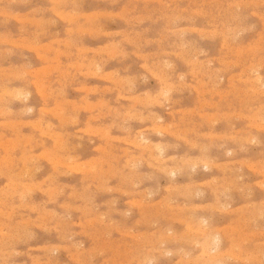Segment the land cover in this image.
I'll use <instances>...</instances> for the list:
<instances>
[{
  "label": "rangeland",
  "instance_id": "374dc122",
  "mask_svg": "<svg viewBox=\"0 0 264 264\" xmlns=\"http://www.w3.org/2000/svg\"><path fill=\"white\" fill-rule=\"evenodd\" d=\"M0 97V264H264V0H0Z\"/></svg>",
  "mask_w": 264,
  "mask_h": 264
},
{
  "label": "bare ground",
  "instance_id": "6f19581e",
  "mask_svg": "<svg viewBox=\"0 0 264 264\" xmlns=\"http://www.w3.org/2000/svg\"><path fill=\"white\" fill-rule=\"evenodd\" d=\"M21 1V0H20ZM153 1V0H152ZM218 2V1H217ZM175 3V2H174ZM168 4V3H167ZM51 8V7H50ZM146 9V8H145ZM79 10V9H78ZM81 11V10H80ZM12 12V11H11ZM97 14V13H96ZM251 14H253V13H251ZM58 16V15H57ZM173 16V15H172ZM59 17V16H58ZM111 17V16H110ZM61 18V17H60ZM52 20V19H51ZM141 20H142V18H141ZM153 20V19H152ZM176 20V19H175ZM139 21V20H138ZM37 22V21H36ZM139 22H141V21H139ZM138 22V23H139ZM41 23H42V20H41ZM40 23V24H41ZM100 23V22H99ZM129 23V22H128ZM37 24H38V22H37ZM39 25V24H38ZM172 27V26H171ZM43 28V27H42ZM193 28V27H192ZM194 29V28H193ZM188 30V29H187ZM83 31V30H82ZM190 31V30H189ZM145 32V31H144ZM83 33V32H82ZM90 33V32H89ZM88 33V34H89ZM148 33V32H147ZM185 33V32H184ZM122 34V33H121ZM146 34V33H145ZM223 35V34H222ZM71 39V38H70ZM202 39V38H201ZM23 40V39H22ZM129 40V39H128ZM133 40V39H132ZM70 41V40H69ZM75 42V41H74ZM112 42V41H111ZM190 44V43H189ZM137 47V46H136ZM140 48V47H139ZM182 48V47H181ZM26 49H27V47H26ZM54 49H56V48H54ZM48 50V49H47ZM105 50H106V48H105ZM5 51V50H4ZM117 51V50H116ZM7 52V51H6ZM81 52H82V50H81ZM195 52V51H194ZM83 53V52H82ZM196 53V52H195ZM113 54V53H112ZM164 54V53H163ZM176 54V53H175ZM115 55V54H114ZM197 55V54H196ZM108 56V55H107ZM110 56V55H109ZM138 56V55H137ZM79 58V57H78ZM94 58V57H93ZM108 58V57H107ZM113 58V57H112ZM141 58V57H140ZM163 58V57H162ZM56 59V58H55ZM82 59V58H81ZM92 61V60H91ZM106 61V60H105ZM89 62V61H88ZM99 62V61H98ZM133 63V62H132ZM153 63V62H152ZM103 64V63H102ZM201 64V63H200ZM229 64V63H228ZM235 64V63H234ZM50 65V64H49ZM47 66V65H46ZM144 66V65H143ZM142 66V67H143ZM4 67V66H3ZM22 67V66H21ZM57 67V66H56ZM95 67V66H94ZM124 67V66H123ZM174 67V66H173ZM248 67V66H247ZM105 68V67H104ZM229 68V67H228ZM232 68V67H231ZM96 69H97V67H96ZM233 69V68H232ZM241 69V68H240ZM247 69V68H246ZM259 69V68H258ZM99 70H100V67H99ZM96 71V70H95ZM98 71V70H97ZM113 71V70H112ZM226 71V70H225ZM251 71V70H250ZM258 71V70H257ZM107 72H105V74H106ZM113 73V72H112ZM128 73V72H127ZM19 74V73H18ZM194 74V73H193ZM206 74V73H205ZM142 75H144L143 73H142ZM182 75H184V74H182ZM4 76V75H3ZM17 76V75H16ZM21 76V75H20ZM106 76V78L108 77L107 75H105ZM111 76V75H110ZM178 76V75H177ZM202 76V75H201ZM205 77V76H204ZM4 78H6V77H4ZM85 78V77H84ZM114 78V77H113ZM130 78V77H129ZM59 79V78H58ZM78 79V78H77ZM185 79V78H184ZM221 79V78H220ZM245 79H247V78H245ZM49 80V79H48ZM241 80V79H240ZM242 80H244L243 78H242ZM248 81V80H247ZM260 81V80H259ZM58 82V81H57ZM130 83V82H129ZM120 84V83H119ZM125 84V83H124ZM134 85V84H133ZM235 85V84H234ZM94 86V85H93ZM167 86V85H166ZM217 86V85H216ZM256 86V85H255ZM46 87V86H45ZM48 87V86H47ZM162 88V87H161ZM259 88V87H258ZM5 89V88H4ZM90 89V88H89ZM163 89H166V88H163ZM195 89V88H194ZM78 90H80V89H78ZM182 90V89H181ZM220 90V89H219ZM251 90V89H250ZM19 91V90H18ZM25 91V90H24ZM88 91V90H87ZM110 91V90H109ZM109 91H107V92H109ZM50 92V91H49ZM85 92H86V90H85ZM91 92H93V91H91ZM180 92V91H179ZM231 92H232V90H231ZM255 92V91H254ZM30 93V92H29ZM38 93V92H37ZM48 93V92H47ZM52 93V92H51ZM234 93V92H233ZM10 94V93H9ZM23 94H24V92H23ZM57 94V93H56ZM118 94V93H117ZM161 94V93H160ZM21 95V94H20ZM43 95V94H42ZM45 95V94H44ZM85 95V94H84ZM163 95V94H162ZM224 95V94H223ZM121 96V95H120ZM154 96V95H153ZM247 96V95H246ZM124 97V96H123ZM165 97V96H164ZM1 98V97H0ZM82 98V97H81ZM177 98V97H176ZM245 98V97H244ZM247 98V97H246ZM18 99H19V97H18ZM46 99V98H45ZM126 99V98H125ZM136 99V98H135ZM138 99V98H137ZM136 99V100H137ZM141 99V98H140ZM140 99H138V100H140ZM165 99V98H164ZM1 100V99H0ZM132 100V99H131ZM155 100V99H154ZM2 101V100H1ZM146 101V100H145ZM159 101V100H158ZM242 101V100H241ZM149 102V101H148ZM160 102V101H159ZM177 102V101H176ZM101 103V102H100ZM137 103V102H136ZM154 103V102H153ZM156 103H158V102H156ZM10 104V103H9ZM149 104V103H148ZM202 104V103H201ZM88 105V104H87ZM105 105V104H104ZM243 105V104H242ZM248 105V104H247ZM121 106V105H120ZM154 106V105H153ZM174 106V105H173ZM201 106V105H200ZM214 106V105H213ZM81 107V106H80ZM79 107V108H80ZM134 107V106H133ZM141 107V106H140ZM30 108V107H29ZM78 108V109H79ZM73 109V108H72ZM8 110V109H7ZM26 110V109H25ZM134 110V109H133ZM177 110V109H176ZM9 111V110H8ZM44 111H46V110H44ZM74 111V110H73ZM181 111V110H180ZM256 111H258V110H256ZM264 111V110H263ZM117 112V111H116ZM182 112V111H181ZM190 112V111H189ZM188 112V113H189ZM193 112V111H192ZM243 112V111H242ZM137 113V112H136ZM199 114V113H198ZM235 114V113H234ZM103 115V114H102ZM205 115V114H204ZM210 115V114H209ZM211 115H213V114H211ZM236 115V114H235ZM254 115V114H253ZM147 116V115H146ZM145 116V117H146ZM203 116V115H202ZM244 116V115H243ZM53 117V116H52ZM225 117V116H224ZM75 118H77V117H75ZM182 118H183V116H182ZM200 118V117H199ZM209 118V117H208ZM258 118V117H257ZM129 119V118H128ZM185 119V118H184ZM65 120H67V119H65ZM90 120V119H89ZM117 120H118V118H117ZM120 120V119H119ZM139 120V119H138ZM114 121V120H113ZM124 121V120H123ZM126 121H127V119H126ZM68 122V121H67ZM121 122V121H120ZM171 122V121H170ZM173 122V121H172ZM194 123V122H193ZM60 124V123H59ZM118 124V123H117ZM122 124V123H121ZM229 124V123H228ZM98 125V124H97ZM102 125V124H101ZM112 125V124H111ZM125 125V124H124ZM230 125V124H229ZM19 126V125H18ZM170 126V125H169ZM180 126V125H179ZM260 126V125H259ZM17 127V126H16ZM109 127V126H108ZM131 127V126H130ZM229 127V126H228ZM257 127V126H256ZM22 128V127H21ZM146 128V127H145ZM258 128V127H257ZM250 129V128H249ZM155 130V129H154ZM191 130V129H190ZM52 131V130H51ZM250 131V130H249ZM71 132V131H70ZM90 132H91V130H90ZM156 132H157V129H156ZM190 132V131H189ZM108 133V132H107ZM51 134H53V133H51ZM57 134H59V133H57ZM151 134V133H150ZM188 134V133H187ZM197 134V133H196ZM198 135V134H197ZM2 136V135H1ZM55 136V135H54ZM146 136V135H145ZM190 136V135H189ZM258 136V135H257ZM227 137V136H226ZM56 138V137H55ZM69 138V137H68ZM231 138V137H230ZM13 139V138H12ZM20 139V138H19ZM80 139V138H79ZM86 139V138H85ZM6 140H8V139H6ZM5 140V141H6ZM27 140V139H26ZM62 140V139H61ZM84 140V139H83ZM88 140V139H87ZM124 140V139H123ZM227 140V139H226ZM233 140V139H232ZM251 140V139H250ZM254 140V139H253ZM259 140V139H258ZM11 141V140H10ZM243 141V140H242ZM7 142V141H6ZM108 142V141H107ZM189 142V141H188ZM225 142V141H224ZM18 143H20V142H18ZM128 143H129V141H128ZM174 143V142H173ZM186 143V142H185ZM62 144V143H61ZM117 144V143H116ZM149 145V144H148ZM9 146V145H8ZM54 146V145H53ZM7 147V146H6ZM10 147V146H9ZM55 147V146H54ZM58 147H60V146H58ZM160 147H162V146H160ZM240 147H241V145H240ZM246 147V146H245ZM13 148V147H12ZM80 148V147H79ZM108 148V147H107ZM164 148V147H163ZM217 148V147H216ZM242 148H243V146H242ZM153 149V148H152ZM156 148H154V150H155ZM101 150V149H100ZM107 150V149H106ZM229 150H231V149H229ZM243 150V149H242ZM7 151V150H6ZM99 151V150H98ZM206 152V151H205ZM230 152V151H229ZM113 153V152H112ZM160 153V152H159ZM162 153V152H161ZM31 155V154H30ZM231 155V154H230ZM219 156V155H218ZM232 156V155H231ZM15 157V156H14ZM28 157V156H27ZM67 157V156H66ZM230 157V156H229ZM250 157V156H249ZM248 157V158H249ZM153 159V158H152ZM173 159V158H172ZM136 160V159H135ZM156 161V160H155ZM158 161V160H157ZM200 161V160H199ZM212 161V160H211ZM54 162V161H53ZM115 162V161H114ZM133 162H135V161H133ZM132 162V163H133ZM202 162V161H201ZM235 162V161H234ZM90 163V162H89ZM128 163V162H127ZM136 163V162H135ZM203 163V162H202ZM76 164V163H75ZM141 164V163H140ZM74 165V164H73ZM83 165V164H82ZM149 165V164H148ZM147 165V166H148ZM24 166V165H23ZM76 166V165H75ZM196 166V165H195ZM54 167V166H53ZM264 167V166H263ZM55 168V167H54ZM76 168V167H75ZM238 168H239V166H238ZM177 169V168H176ZM234 169V168H233ZM250 169V168H249ZM54 170V169H53ZM76 170V169H75ZM244 170V169H243ZM146 172V171H145ZM243 172V171H242ZM22 174V173H21ZM173 175V174H172ZM172 175H170V176H172ZM169 176V177H170ZM154 177V176H153ZM232 177H234V176H232ZM143 178V177H142ZM236 178V177H235ZM150 179V178H149ZM237 179V178H236ZM241 180V179H240ZM155 181V180H154ZM205 182V181H204ZM140 183V182H139ZM230 185V184H229ZM135 186V185H134ZM248 187V186H247ZM52 189V188H51ZM108 190V189H107ZM226 190V189H225ZM236 190V189H235ZM244 190V189H243ZM52 191V190H51ZM55 191V190H54ZM109 191V190H108ZM211 192V191H210ZM223 192V191H222ZM247 192V191H246ZM144 193V192H143ZM191 193V192H190ZM244 193V192H243ZM145 194V193H144ZM227 194H228V192H227ZM252 194V193H251ZM35 195V194H34ZM147 195V194H146ZM224 195V194H223ZM193 196V195H192ZM254 196V195H253ZM146 197V196H145ZM144 197V198H145ZM150 197V196H149ZM228 197V196H227ZM118 198V197H117ZM242 198V197H241ZM246 198V197H245ZM21 199V198H20ZM114 200V199H113ZM244 200V199H243ZM228 201V200H227ZM229 202V201H228ZM231 203V202H230ZM229 203V204H230ZM221 204V203H220ZM212 206H214V205H212ZM186 207V206H185ZM210 207V206H209ZM230 207V206H229ZM203 208V207H202ZM212 208V207H211ZM246 208V207H245ZM234 210V209H233ZM211 211V210H210ZM223 211V210H222ZM190 216H191V214H190ZM102 217V216H101ZM201 217V216H200ZM258 218H259V216H258ZM261 219V218H260ZM203 221V220H202ZM251 221V220H250ZM249 221V222H250ZM110 222V221H109ZM195 224L197 223V222H194ZM205 223V222H204ZM194 224V225H195ZM214 224V223H213ZM249 224V223H248ZM247 224V225H248ZM191 225V224H190ZM199 225H200V222H199ZM254 226V225H253ZM264 226V225H263ZM190 227V226H189ZM211 227V226H210ZM252 228V227H251ZM261 228V227H260ZM188 229V228H187ZM202 229V228H201ZM245 230V229H244ZM262 230V229H261ZM148 231V230H147ZM224 231V230H223ZM157 232V231H156ZM205 232V231H204ZM2 233V232H1ZM249 233V232H248ZM191 234V233H190ZM209 234H211V233H209ZM260 234V233H259ZM124 235V234H123ZM126 235V234H125ZM203 235V234H202ZM30 236V235H29ZM33 236V235H32ZM136 236V235H135ZM161 236V235H160ZM212 236H216V235H212ZM211 236V237H212ZM105 237V236H104ZM166 237V236H165ZM210 237V239H212ZM260 237V236H259ZM31 238V237H30ZM138 238V237H137ZM254 238V237H253ZM32 239V238H31ZM209 239V238H208ZM218 239V238H217ZM215 240V239H214ZM209 241V240H208ZM212 242H213V239H212ZM215 242H217V241H215ZM214 242V243H215ZM201 243V242H200ZM262 243V242H261ZM259 244V243H258ZM19 245V244H18ZM141 245V244H140ZM162 245V244H161ZM257 245V244H256ZM215 246H216V244H215ZM192 247V246H191ZM9 248V247H8ZM217 248V247H216ZM258 252V251H257ZM220 253V252H219ZM167 254V253H166ZM188 254V253H187ZM200 254V253H199ZM221 254H222V252H221ZM262 255V254H261ZM175 256V255H174ZM259 257V256H258ZM264 257V256H263ZM248 258H249V256H248ZM222 259V258H221ZM225 259H227V258H225ZM252 259V258H251ZM257 259V258H256ZM255 259V260H256ZM258 260H260L259 258H258ZM168 261H169V259H168ZM254 261V260H253ZM150 262V261H149ZM215 262V261H214Z\"/></svg>",
  "mask_w": 264,
  "mask_h": 264
}]
</instances>
